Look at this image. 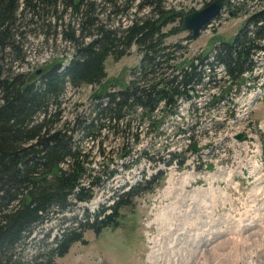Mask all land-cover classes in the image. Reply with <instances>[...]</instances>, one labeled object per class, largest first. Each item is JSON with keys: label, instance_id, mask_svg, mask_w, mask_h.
<instances>
[{"label": "trees", "instance_id": "obj_1", "mask_svg": "<svg viewBox=\"0 0 264 264\" xmlns=\"http://www.w3.org/2000/svg\"><path fill=\"white\" fill-rule=\"evenodd\" d=\"M104 1L118 10L117 0ZM247 3L234 0L227 6L233 15ZM59 4L62 12L69 9L79 21L71 26L72 21L62 20L63 15L49 16ZM143 8H148L146 14L107 26L94 15V3L87 0H0V264H57L56 258L67 253L73 242L86 243L85 230L98 233L117 226L119 210L152 191L151 187L139 188L153 180L160 183L165 171L148 178L142 175L127 189H113L112 203L92 214L67 218L66 212L89 201L95 189L104 187L117 172L110 164L102 167V173L95 172L94 157L86 144H95L100 154L104 140L110 139L117 145L115 156L126 159L143 134L159 133L167 120L165 112L174 113L181 98L213 80L216 67L228 82L221 89L230 91L258 63L254 56L260 51L264 55V5L248 13L231 41H219L210 54L180 64L170 63L173 45L164 40L178 33L184 13L166 8L164 0H139L137 9ZM26 13H30L28 18ZM25 23L59 28V35L74 48L67 64H51L40 74L12 68L23 59L20 28ZM132 45L137 47L140 62L128 83H110V89L92 93L88 113L80 111L63 120L62 96L67 87L100 84L106 76L107 57H120ZM209 101L215 102L214 98ZM192 151H198L196 143ZM169 155L167 166L177 156ZM140 160L137 155L125 167ZM183 162L182 158L179 164ZM53 221L61 224L59 232H44L43 226ZM38 228H43L42 236L32 242L34 252L27 253Z\"/></svg>", "mask_w": 264, "mask_h": 264}, {"label": "rangeland", "instance_id": "obj_2", "mask_svg": "<svg viewBox=\"0 0 264 264\" xmlns=\"http://www.w3.org/2000/svg\"><path fill=\"white\" fill-rule=\"evenodd\" d=\"M87 1L94 3V15L107 26L127 23L148 12V8L137 9L139 0H117L116 12L108 1ZM209 1L164 0L166 8L183 13L202 8ZM263 5L264 0H248L233 15L227 6L198 37L191 38L190 32L182 30L167 37L164 42L173 45L169 48L173 58L170 63L180 64L208 52L216 42L232 40L248 13ZM62 7L59 4L57 12L48 15H63L64 22L72 21L71 26L74 21H79L69 9L62 12ZM173 25L168 24L163 31L167 32ZM40 27L25 23L20 28L23 31V59L14 62L12 68L42 71L51 64L64 66L74 54L72 44L59 35V28ZM43 34L48 38H43ZM121 48L119 45L118 49ZM257 55L254 58L258 64L250 77L258 84L253 85L249 79L239 89L233 87L217 106H205L204 101L212 95L219 96L218 87L225 79H220L223 72L217 67L214 80L189 98H183L178 113L169 110L163 130L149 132L147 136L143 134L142 141L129 149L126 159L115 156L117 145L110 139L104 140V152L100 154L95 144H86L94 157L95 172L102 173V167L110 164L117 169V174L104 187L97 188L90 201L66 212L67 218L74 215L79 218L86 212L92 214L108 202L114 188L125 187L142 175L150 176L156 170H163L166 177L160 183L153 180L143 184L139 189L151 187L152 191L123 206L117 226L104 227L98 233L93 229L84 231L83 238L87 243H72L65 255L56 258L57 264H264V55L261 51ZM139 62L140 54L132 45L128 53L120 57H107L104 63L106 76L100 84L67 87L62 96L63 120L72 119L80 111L88 113L92 93L101 88L110 89V83L126 85ZM249 85L251 87L246 90ZM237 131L245 133L242 141L237 142L231 136ZM188 140L198 143L199 153L185 150ZM169 152L179 156L167 166ZM136 155L141 158L140 162L125 169ZM181 158H185V163L179 168L176 159ZM181 194L190 198L189 206L172 204L174 197ZM201 200L206 203V207L199 209V213L204 209V216L198 213L197 205L190 204L193 201L201 203ZM212 217L217 222L215 230L212 229ZM163 218L165 222H160ZM68 224L69 220L65 225ZM60 225L58 221L48 223L43 226L44 232L57 234ZM43 228L35 230L33 235L37 237L27 246V253L34 252L32 242L41 238Z\"/></svg>", "mask_w": 264, "mask_h": 264}, {"label": "water", "instance_id": "obj_3", "mask_svg": "<svg viewBox=\"0 0 264 264\" xmlns=\"http://www.w3.org/2000/svg\"><path fill=\"white\" fill-rule=\"evenodd\" d=\"M229 0H210L202 8L185 13L181 19L180 29L190 31L191 37L195 38L200 31L212 20L220 15L222 8ZM40 71H37L39 73ZM242 134L236 135V139H241Z\"/></svg>", "mask_w": 264, "mask_h": 264}, {"label": "bare ground", "instance_id": "obj_4", "mask_svg": "<svg viewBox=\"0 0 264 264\" xmlns=\"http://www.w3.org/2000/svg\"><path fill=\"white\" fill-rule=\"evenodd\" d=\"M171 193V192H170ZM180 193H176V195H179ZM171 195V194H170ZM182 195V194H181ZM195 197V196H194ZM196 199H197V197H196ZM200 199V198H199ZM190 200V198H187V196L186 195H182V196H176V198L174 197V199L172 200V204L175 206V207H178V206H189V204H188V201ZM197 201V200H196ZM196 201H193V202H191L190 204H195V205H197V209H198V213H199V209L201 208V207H206V203H204L202 200V202L201 203H199V202H196ZM193 204V205H194ZM195 205L193 206V207H195ZM191 207H192V205H191ZM180 209V208H179ZM174 210V209H173ZM175 210H177V209H175ZM175 212V211H174ZM179 213V212H178ZM191 213V212H190ZM180 214V213H179ZM201 216H204V209H202V211H201V213H199ZM178 216V215H177ZM180 216V215H179ZM178 216V217H179ZM177 217V218H178ZM162 218V217H161ZM193 218V217H192ZM210 218H211V216H210ZM213 219V226H212V229H217V226L215 225V222H216V219H215V217H212ZM159 219V218H158ZM176 219V218H175ZM195 220H196V218H195ZM160 222H165V218H163V219H160ZM192 222H194V221H192ZM166 223H168L167 221H166ZM203 224H205L206 225V223L205 222H202ZM217 223V222H216ZM185 224V223H184ZM202 225V224H201ZM200 227V226H199ZM194 229V228H193ZM197 229V228H196ZM198 231V230H197ZM200 231V230H199ZM201 238V237H200ZM198 240H199V238H198ZM200 241V240H199ZM200 243V242H199Z\"/></svg>", "mask_w": 264, "mask_h": 264}]
</instances>
